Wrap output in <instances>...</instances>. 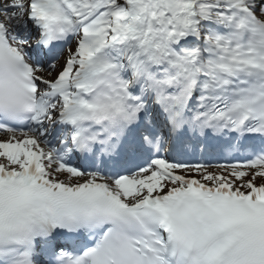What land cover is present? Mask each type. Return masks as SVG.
I'll use <instances>...</instances> for the list:
<instances>
[{"label":"snow or ice","instance_id":"1","mask_svg":"<svg viewBox=\"0 0 264 264\" xmlns=\"http://www.w3.org/2000/svg\"><path fill=\"white\" fill-rule=\"evenodd\" d=\"M0 134V264H264V0H0Z\"/></svg>","mask_w":264,"mask_h":264}]
</instances>
